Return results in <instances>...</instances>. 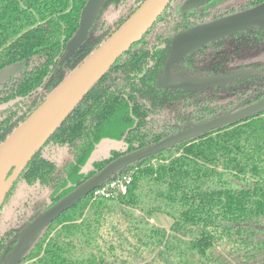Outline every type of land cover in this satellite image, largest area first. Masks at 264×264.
Segmentation results:
<instances>
[{
    "label": "trees",
    "instance_id": "16d2710c",
    "mask_svg": "<svg viewBox=\"0 0 264 264\" xmlns=\"http://www.w3.org/2000/svg\"><path fill=\"white\" fill-rule=\"evenodd\" d=\"M143 1L105 0L83 45L60 65L87 0H0V69L22 64L0 85V145ZM183 1L168 5L22 171L0 209L18 181L50 192L47 202H25L0 230L2 258L34 217L29 212L50 207L122 155L228 112L261 88L253 74L194 94L158 87L176 33L264 0H214L181 14ZM262 54L264 30L256 29L192 51L172 71L217 74L225 63ZM242 67L264 72L261 63ZM103 139L125 149L84 172ZM57 149L69 159L57 160ZM123 176L130 178L124 195L92 199L91 192L38 236L21 264H264V109L130 164L104 184ZM154 213L172 219L169 231L149 221Z\"/></svg>",
    "mask_w": 264,
    "mask_h": 264
},
{
    "label": "water",
    "instance_id": "95a60500",
    "mask_svg": "<svg viewBox=\"0 0 264 264\" xmlns=\"http://www.w3.org/2000/svg\"><path fill=\"white\" fill-rule=\"evenodd\" d=\"M105 0H87L82 8L79 26L67 42L60 65L67 62L83 45ZM173 0H144L79 66H77L0 145V208L20 174L51 135L63 124L88 92L106 75L115 62L137 42L161 16ZM214 0H185L181 14L196 10ZM264 30V2L234 14L215 18L176 33L158 78V87L169 90L200 91L230 83L248 75L264 77V72L245 68L203 78L177 77L172 64L188 53L237 33ZM21 63L0 69V85L14 76ZM264 108V97L234 112L228 111L211 120L193 125L150 146L126 153L111 161L101 171L85 180L56 203L28 222L9 254L0 264H21L38 236L63 213L102 186L128 165L148 158L177 144L242 120Z\"/></svg>",
    "mask_w": 264,
    "mask_h": 264
},
{
    "label": "rangeland",
    "instance_id": "374dc122",
    "mask_svg": "<svg viewBox=\"0 0 264 264\" xmlns=\"http://www.w3.org/2000/svg\"><path fill=\"white\" fill-rule=\"evenodd\" d=\"M112 18L113 16H110L108 17V20H111ZM250 62H254V64L256 63L264 64V54L260 56H256L255 58L245 59L244 62H242V58H241L232 63L240 65L242 63L248 64ZM259 81L264 83V77H261ZM103 140L99 142V144L95 147L94 151L92 152L89 164L83 170L84 172L90 170L91 164L93 162L101 161L105 158H108L111 151H122L125 149L124 148L125 146L121 141L118 142V141H103ZM54 157L57 160L69 159V155L66 153L65 149L55 150ZM49 192L50 190L47 187H43L39 184L28 186L23 181L20 182L18 181L12 194L5 202L3 208L0 209V230L5 229L6 226L12 225L15 222V220L18 217L17 209L19 210V214L22 213V207L25 202L29 204L44 203V201L48 200ZM28 212L29 211H27L26 214ZM29 216L30 214L27 217ZM149 221L153 225L162 227L167 231H169V228L173 222L170 217L159 213H154L152 217L149 219Z\"/></svg>",
    "mask_w": 264,
    "mask_h": 264
},
{
    "label": "flooded vegetation",
    "instance_id": "af4514ba",
    "mask_svg": "<svg viewBox=\"0 0 264 264\" xmlns=\"http://www.w3.org/2000/svg\"><path fill=\"white\" fill-rule=\"evenodd\" d=\"M185 1V0H184ZM183 1V2H184ZM182 2V3H183ZM264 2V1H263ZM262 3V2H261ZM257 5H259V4H257ZM257 5H255V6H257ZM255 6H253V7H255ZM180 7V6H179ZM253 7H251V8H253ZM199 9V8H198ZM250 9V8H249ZM245 10H247V9H245ZM241 11H243V10H241ZM180 12V11H179ZM190 12V11H189ZM238 12H240V11H238ZM188 13V12H187ZM237 13V12H236ZM186 14V13H185ZM234 14V13H233ZM219 18V17H218ZM212 20V19H211ZM209 21V20H208ZM206 22V21H205ZM224 66H225V68L224 69H222L221 71H220V73H217V74H223V73H226V72H228V71H231V70H240V69H245L246 67H242V64H240V65H232V64H228V63H225L224 64ZM244 66V65H243ZM172 74H173V76H177V77H188V78H197V77H199V78H203V77H210V76H214V75H216V74H210V73H208L206 70H204L203 72H196V73H194V74H184V73H182V72H178V73H173V71H172ZM245 77V76H244ZM244 77H242V78H244ZM237 79H241V78H237ZM236 79H234V81H235ZM234 81H232V82H234ZM232 82H230V83H232ZM224 84H229V83H224ZM223 84H221V85H219V86H222ZM219 86H212V87H208V88H205V89H203V90H200V91H195V92H193V91H184V90H172V91H182V92H184V93H200V92H205V91H207V90H209V89H211V88H214V87H219ZM163 89V88H162ZM169 90V89H168ZM264 97V83H262V86H261V88H259V89H256V90H254V89H252V91L251 92H249V94H247V95H245V100L244 99H241L239 102H236L235 104H232L231 105V108H230V110L229 111H232V112H234V111H236V110H240V109H242V108H244V107H246V106H248V105H251V104H253V103H255V102H257L258 100H260L261 98H263ZM236 99V98H235ZM245 103H247V104H245ZM264 109V108H263ZM261 111V110H260ZM191 127V126H190ZM121 152H123V150L121 151ZM47 209V208H46ZM45 210V209H44ZM42 212V211H41ZM41 212H38L37 214H34V211L31 213H29L30 214V216L29 217H32V216H36V215H38L39 213H41ZM29 217H28V219H29ZM33 217V218H34ZM32 218V219H33ZM27 219V220H28ZM31 219V220H32ZM30 220V221H31ZM30 221H28V222H30ZM27 222V223H28ZM26 223V224H27ZM25 224V225H26ZM24 225V226H25ZM23 226V227H24ZM22 227V228H23ZM4 258H2L1 256H0V262L3 260Z\"/></svg>",
    "mask_w": 264,
    "mask_h": 264
},
{
    "label": "built area",
    "instance_id": "2783aa9c",
    "mask_svg": "<svg viewBox=\"0 0 264 264\" xmlns=\"http://www.w3.org/2000/svg\"><path fill=\"white\" fill-rule=\"evenodd\" d=\"M130 181L129 177L123 176L122 178H117L112 180L99 188L95 189L92 192V199L96 198H109L113 196L115 193L124 195L126 193V184Z\"/></svg>",
    "mask_w": 264,
    "mask_h": 264
},
{
    "label": "crops",
    "instance_id": "0c3cea01",
    "mask_svg": "<svg viewBox=\"0 0 264 264\" xmlns=\"http://www.w3.org/2000/svg\"><path fill=\"white\" fill-rule=\"evenodd\" d=\"M103 141H116V140H110V139H104ZM119 142V141H118ZM92 155V154H91ZM90 158H91V156H90ZM90 158H89V160L87 161V164L85 165V167L86 166H88V164H89V161H90ZM96 162V161H95ZM94 163V162H93ZM85 167L83 168V170L85 169ZM92 169V164H91V168H90V170ZM89 170V171H90ZM85 172H88V171H85Z\"/></svg>",
    "mask_w": 264,
    "mask_h": 264
}]
</instances>
